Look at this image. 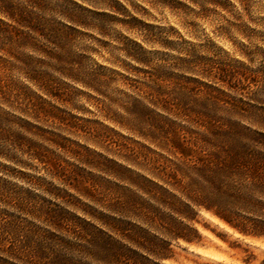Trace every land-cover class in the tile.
<instances>
[{
    "label": "rangeland",
    "instance_id": "obj_1",
    "mask_svg": "<svg viewBox=\"0 0 264 264\" xmlns=\"http://www.w3.org/2000/svg\"><path fill=\"white\" fill-rule=\"evenodd\" d=\"M11 1L30 23L0 0V264H80L87 225L114 219L195 239L172 264H259L264 235L215 213L264 227V0ZM52 30L96 88L50 61ZM154 69L167 112L126 96Z\"/></svg>",
    "mask_w": 264,
    "mask_h": 264
},
{
    "label": "trees",
    "instance_id": "obj_2",
    "mask_svg": "<svg viewBox=\"0 0 264 264\" xmlns=\"http://www.w3.org/2000/svg\"><path fill=\"white\" fill-rule=\"evenodd\" d=\"M5 1L6 9L1 11L3 14L8 16L10 20L16 21L17 18L20 17L22 22H26V24L30 23L29 18L26 19L25 17H22V12L23 14L26 13L25 10L21 11V8H18V5L14 4L11 0ZM58 33L59 32L56 30H52V32L48 33L50 43L60 50L58 52L57 50L51 49L46 53L50 61L59 65L61 68L60 72L72 81L80 83L85 87L96 88L94 87L95 85H92L90 81L85 79L86 76L89 77L88 74L81 77V70L74 68L71 62L68 61V51L65 45L59 42L64 39L57 37ZM146 74L147 77L145 82L137 83V81H133L136 84L130 83L128 86L137 97L125 93L128 99H131V106L137 107L138 105H141L142 102H146L157 109L159 108L167 112V110H169V101L167 100L169 93H167V88L172 87V78L156 69H154V72H146ZM208 77L216 82L224 83L226 81L224 75H218V77H216V75L209 74ZM52 88L53 86L48 84V90L50 89V93L53 91ZM95 90L97 91L98 89ZM125 110L129 112L127 107ZM4 117V113L0 110V158L11 160L9 159L10 157H8L9 154L7 152L12 148L13 142L9 141L6 137H3L1 133V122ZM211 182L213 183V186H215L214 188L218 195H228L227 186L219 177H216L214 180L211 179ZM223 210L224 211H221L220 213L216 212L215 214L238 233L251 237H260L264 235L263 226H259L258 224L250 225L247 222H242L238 218V213H234L228 209ZM102 224L107 230L99 228L97 230L95 229V232H90L93 227H90V225H87V228L84 229L85 233H87L86 235H89V238L82 237L83 242L80 246V252L81 254H84L85 260L80 264H172V261H178L171 248V240L181 239L189 245L197 244L195 239L190 238L185 234L174 233L171 235L170 239H167L166 237L152 233L149 230L150 227L143 228L142 226L126 222L122 219L104 221ZM67 262L68 263L65 264H72L69 263V261ZM199 264L227 263L205 260ZM244 264H250V261H244ZM259 264H264V259H262Z\"/></svg>",
    "mask_w": 264,
    "mask_h": 264
}]
</instances>
